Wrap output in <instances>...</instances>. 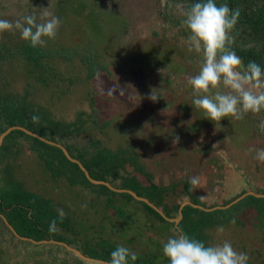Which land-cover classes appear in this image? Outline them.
Here are the masks:
<instances>
[{"label": "rangeland", "instance_id": "rangeland-1", "mask_svg": "<svg viewBox=\"0 0 264 264\" xmlns=\"http://www.w3.org/2000/svg\"><path fill=\"white\" fill-rule=\"evenodd\" d=\"M73 2L78 0L68 3ZM59 3L63 6L61 12ZM66 5L63 0H0V18L14 22L28 15L30 7L36 9V13L49 11L61 17L62 24L54 39H45L54 46L69 45L81 50L87 43L88 27L83 23V17L74 14ZM84 5L98 12L97 20L108 23L102 32L98 31V36L94 35L98 40L95 44L97 59L107 67L106 71H99L90 80L85 74L86 68L81 66L80 55L74 59L75 66L69 72L66 71L69 63L55 58L59 73L48 76L47 85H42L17 63L14 73L10 72L11 66L4 68L12 89L21 91L28 80L32 81L35 92L28 95V99L47 108L54 118L84 120V134L100 140L101 147L107 150H117L114 158L131 157L160 186L170 185L173 176L181 171L182 177L178 178L174 188L183 189L187 184L188 189L182 194L194 197L198 193V201L203 205H208L212 199H228L241 189L258 196L259 191L264 192V187L260 188L264 184V163L253 158L256 148H264V130L260 127L264 111L249 112L242 119L225 117L214 122L191 105L194 93L188 80L198 73L203 57L189 50L188 32L182 25L189 8L181 3L170 4L168 0H84ZM100 36L104 38L100 39ZM49 61L54 62V58ZM139 71L143 74L138 78ZM71 75H74V83L68 85ZM220 90L227 91L223 86ZM151 93L158 96L156 101L150 98ZM83 137L82 142L89 141ZM14 151L15 154L4 162L9 168V176L22 183L28 192L37 190L40 196L49 194L55 213L65 217L68 224L75 227L78 222L85 224V229L80 230L81 235H75L76 240L67 231L60 234L65 239L62 242L69 247L89 253L90 249L86 247L89 244H114L115 239L120 238L130 241L134 247L140 246L138 236L135 238L128 232L130 219H136L133 223L136 227H130L133 234H138L139 227L149 233L158 230L149 225L151 214L139 207L134 213L133 208L130 211L126 208L123 215L114 213L116 215L110 214L108 218L101 217L102 221L82 213L81 206L82 209L94 206L83 186L59 179L57 169L41 164L37 152L30 149L26 141ZM167 157L173 160L170 166L166 164ZM228 162L237 166L240 172H249V177L247 173L239 179L231 177V181L221 177L216 169H224ZM176 167L179 172L174 171ZM48 175L58 180L53 188L43 185ZM193 176L201 178L195 188L190 184ZM245 179L254 182L251 187L246 188ZM248 201L241 200L229 214L224 212L219 216V222L206 225L199 240L206 244L228 240L234 249L249 254V264H264V217H256L254 210H248L250 208L246 206L240 208L249 206ZM233 219L235 223H232ZM3 222L0 216V264H99L82 259L62 242L33 244L17 240L12 231L5 229ZM168 225L167 222L163 224L166 232ZM219 226L224 228L222 233L218 231ZM144 238L153 241L147 233ZM166 240L163 238L158 244L147 240L146 244L141 240L148 251L139 252L138 258L160 263L161 248ZM105 257L110 258L108 254Z\"/></svg>", "mask_w": 264, "mask_h": 264}, {"label": "trees", "instance_id": "trees-1", "mask_svg": "<svg viewBox=\"0 0 264 264\" xmlns=\"http://www.w3.org/2000/svg\"><path fill=\"white\" fill-rule=\"evenodd\" d=\"M69 1L63 0V3L66 2V6L74 11V14L83 17V23L85 26L87 25L86 28L88 27L85 35L87 43L81 50L75 47L72 48L69 45L54 46V43L49 42L45 38L46 43L44 45L33 48L28 42L21 39L19 31H16V33L18 32L17 34L12 33L13 35L10 32L0 33V134L11 126L25 127L47 140L64 146L70 156L81 162L89 172L91 178L103 181V183L90 181L79 164L71 161L64 154L61 147L49 144L23 130H11L4 137L0 145V213L7 218L8 222L19 235L35 240L62 242L65 239L60 234L65 231L71 233L73 240H76L75 235L78 233L81 235L80 230L85 229V224L78 222V227H75L73 224L71 225V223L68 224L65 217L55 213V208L52 206L53 198L50 199L49 194L41 192L43 195L40 196L37 194V190L28 192L22 183L9 176V168L7 165H4V162L11 154H15V148H19L20 144L24 141L28 143L30 149L37 152V158L42 161L41 164L49 166L47 168L50 169H57V177L59 179H68L72 185H81L86 189L90 196L88 200L92 203L94 202V206H86L83 209L81 206V211L86 215H93L96 220L102 221L103 218H108L110 214L114 213L123 215V211L126 208L129 211L133 208L132 213L139 207L147 212L150 211L158 214L147 202L140 201L132 205L131 200L134 197L126 190H133L138 196L145 197L157 207L164 208L166 206L164 205L163 193L170 189L158 185L154 177L144 171L141 165H136L131 157H123L121 159L117 156L114 158L117 150H107L101 147L100 140L84 134V120L80 121L77 119L71 121L63 118H54L51 111L47 108L33 103L32 99H28V95L35 92L32 81H27L28 83L22 89L23 91L21 90L22 92L12 89L9 74L5 73L4 68L9 65L12 67V71L10 72L14 73L17 63L18 65H22L25 71L42 85H47L48 76H56L59 73L55 58L62 59L66 63H69V65L71 64L70 66L67 64L66 71L69 72L75 66L74 59L77 55H80L79 61L82 63L81 66L86 68L85 74L90 80L95 78L99 71H106L107 67L99 63L97 59L95 44L98 40H95L96 37L94 35L98 36V31L102 32L104 26H107L108 23L97 20L98 12L95 13V11L89 10L90 8L88 9L84 5V0H78L77 3H74L75 1L68 3ZM168 1L170 4H184L188 8H190L192 3L196 2V0ZM222 2L224 0H217V3ZM227 3L230 8H238L240 10L238 22L232 32L234 38L231 45L232 49L241 57L245 65L250 60H255L261 66H264V0H227ZM62 7L59 3L58 9L60 12ZM86 9L89 11H86ZM32 13H36V9H31L30 7L29 14ZM58 15L60 14L58 13ZM83 23H79L80 26ZM82 28L84 30V26ZM101 38L103 39L104 36H100ZM49 58H54V62H50ZM73 76L71 75L70 80H67L68 85L74 83ZM34 115L39 117V120L36 122H33L32 119ZM83 136L89 139V141L82 142L83 140L80 139H84ZM132 161V165H135L139 169V172H141L139 177L128 175L126 172V164H130ZM122 171L125 175L121 174ZM51 174H53V171H51ZM119 179L121 181L120 185L117 184ZM44 181L43 185H50L52 188L58 182V180L52 179L51 175H48V178ZM118 188L122 190L119 191ZM262 193L264 194V192ZM244 199L249 200L250 204L254 205L260 218L264 217V196L248 195ZM139 205H142V207ZM128 206L130 207L128 208ZM221 211L204 212L201 209L187 205L182 210L183 218L180 228L190 236L200 239L202 229L204 230L201 226L207 223L205 221L206 217L210 214L218 216ZM197 214H200L199 218H196ZM101 217L103 218L101 219ZM160 218L163 219L161 216ZM53 220L56 222V229L50 231L49 226ZM135 221L136 219H130V224L127 225L128 232L131 235V230L133 229L130 227L131 225L132 227H136L133 225ZM4 227L6 228V225ZM6 229L10 231L9 228ZM104 243L99 246L89 244L86 247L90 249V252L86 253L83 251V254L91 258L107 261L109 258L105 257V255L108 254L110 256L111 251L117 245H123L137 254V260L135 262L130 261V264H153L152 262L149 263L146 259L140 260L138 254L143 249L132 246L130 241L120 238L115 239L114 244ZM163 262L164 260L161 259L158 264H163ZM166 263L168 264V260H166Z\"/></svg>", "mask_w": 264, "mask_h": 264}, {"label": "clouds", "instance_id": "clouds-1", "mask_svg": "<svg viewBox=\"0 0 264 264\" xmlns=\"http://www.w3.org/2000/svg\"><path fill=\"white\" fill-rule=\"evenodd\" d=\"M239 16L240 10L230 8L227 0L222 3L196 0L182 20L188 32L189 50L203 57L198 73L188 80L194 93L191 105L202 110L204 116L214 122L225 117L242 119L249 112L264 111V66L255 60L245 65L231 47L234 39L232 32ZM61 24V17L45 10L14 22L0 18V33L19 31L21 39L36 48L46 43L45 37L54 39ZM221 86L227 91L220 90ZM213 89L217 90L213 92ZM150 98L156 101L158 96L151 93ZM32 119L36 122L39 117L34 115ZM260 127L264 130V121L260 122ZM176 139L178 141L179 137ZM253 158L264 163V148H256ZM200 182L199 176L190 179L194 188ZM232 223H235L234 219ZM49 228L50 231L56 229L54 220ZM173 231L175 235L169 236L162 246L168 264H249V254L237 251L228 240L220 244H206L182 228L177 227ZM218 231L222 233L223 226H219ZM136 260V253L117 245L106 264H130V261Z\"/></svg>", "mask_w": 264, "mask_h": 264}, {"label": "crops", "instance_id": "crops-1", "mask_svg": "<svg viewBox=\"0 0 264 264\" xmlns=\"http://www.w3.org/2000/svg\"><path fill=\"white\" fill-rule=\"evenodd\" d=\"M142 74H143L142 71H139L137 73V77L139 78L140 75H142ZM172 161L173 160L169 159V161H167V162L165 161V162H166V164L168 166H170L172 164ZM228 163H229L228 165L224 166V169H222V168L216 169V170H219V175L221 177H226V178H228L229 181H231V177L233 179H235V178L239 179L241 177H244L246 173L248 174V177H249V172H247V171H245V173L242 172V171L240 172V171H238V167L237 166H235L233 163H230V162H228ZM128 164H126V165H128ZM125 168H126V172L128 173V175H131V176H134V177H139L140 176L139 169H137L135 165L131 164L130 166L125 167ZM177 169H178V167L174 168V171L175 170L178 171ZM181 173L182 172L180 171L179 174L176 173V175L173 176V178L170 180V182H171L170 185L165 184V187H167L168 189L170 188V189L163 193L164 205L166 206L164 208L157 207L154 203L150 202L147 198L142 197V196H138L136 194V192H134L133 190H126L134 197L131 200L132 203L133 202L136 203V202H140V201L141 202L142 201L146 202L145 200L142 199V198H145L147 200V203L155 211L158 212V214H155L153 212L148 211L151 214V216H152V221L149 220L150 221L149 225L152 226L154 229L157 228L158 230L156 232L149 233L144 228L140 227V230H138V234H133L132 233V235L135 236V238L138 236L137 238L140 241L139 242L140 246L136 245L135 247L136 248L137 247L142 248L143 249L142 253H144V251L145 252L148 251L147 247H144V244L141 243V240H143V242L147 244L146 240L148 241V239L144 238V234L147 233V236L150 237L153 240V241H148L149 243H152V244H158V242L161 241V239L164 238L166 240L169 236L175 235V232L173 231V229H175L177 227L180 228L181 221H182V218H183L182 210L187 205L195 207V208H198V209H201L204 212H210V213H212V211H214V210L215 211L216 210H222L221 213L218 216L215 215V214H210V215H208L206 217L207 219L205 221H207V223H204L201 226V227H203L205 229L206 228L205 225L219 222L217 218L219 216L221 217L224 214V212H228V214H229L232 211V209L235 208L236 204H238L246 196H248V195H254V196H257V197L264 196V194L262 193L263 190L259 191L260 195L258 196V195H255V194L251 193L247 189L246 190L241 189L240 192H237V193L235 192L236 194L230 196L228 199H223L222 201L217 200V199H212V200H210L208 202V205H203V203H199V201H198V198H197L198 193L194 197H192L191 195H189L187 193L186 194H182L183 190L186 189V191H187V189H188L187 184L185 185V188H183V189H179L178 188V190H177L176 188H174V186L176 187V185H177V183H178V181L180 179L179 177H182L183 173L182 174ZM121 174L125 175L123 173V171L121 172ZM247 180H248V182L245 179L246 188H249V187H251L250 184H252L254 182L253 181L251 182L249 179H247ZM117 184H119V185L121 184L120 179L118 180ZM143 184H144V182H143ZM257 185H258V183H257ZM263 187H264V184H261L260 188L263 189ZM118 190L121 191L122 189L118 188ZM138 204H141V203H138ZM139 206L142 207V205H139ZM245 206L247 207V209L250 208L248 210L253 209L254 212H255L256 217L260 218L257 210H255V208H254V205H252V204H250L249 206L248 205H243L240 208L243 209ZM243 211H245V210H243ZM145 212L148 213L147 211H145ZM236 213H237V211H236ZM159 215L161 217H163V219L160 218ZM199 217H200V214H197L196 218H199ZM165 222L169 223V225L167 227V228H169V231H167V232L164 231V229H163V224ZM260 222H261V220H260ZM4 224L6 225L5 222H4ZM260 227H261V224H260ZM6 228H9V227L6 226ZM10 232H11V230H10ZM11 233L13 235H15L13 232H11ZM134 233H137V231H134ZM141 236H143V238ZM15 238L17 240H25L26 242L33 243V244L45 243L47 241L48 242H54L53 240H36V241H40V242H35V241L30 240V239H23V238H19L17 236H15ZM31 239H33V238H31ZM33 240H35V239H33ZM161 244H162V242H161ZM161 250H162V248H161ZM161 258H162V260H164L163 264H167L166 263L167 258L163 254L161 255ZM97 260H99L100 262H98V261H94V262L99 263V264H106V261H103L101 259H97Z\"/></svg>", "mask_w": 264, "mask_h": 264}, {"label": "water", "instance_id": "water-1", "mask_svg": "<svg viewBox=\"0 0 264 264\" xmlns=\"http://www.w3.org/2000/svg\"><path fill=\"white\" fill-rule=\"evenodd\" d=\"M13 129H20V130H23L24 132L30 134V135H33L35 137H38L39 139L49 143V144H52V145H57L59 147H61V149L63 150L64 154L73 162H76L79 164L80 168L84 171L85 175L90 179V181L92 182H102L103 181H98V180H94L93 178H91V176L89 175V172L86 170V168L81 164L80 161H78L77 159L73 158L72 156H70L68 150L62 146L61 144H58V143H55L53 141H50V140H47L46 138L44 137H41L40 135L28 130L27 128L25 127H22V126H11L9 127L7 130H5L3 133L0 134V145L4 139V137ZM143 200H145L147 202V200L145 198H142ZM239 200V199H238ZM0 216L2 217L3 221L6 223V225L9 227V229L15 234V236L19 237V238H23V239H30L32 241H35V242H40V241H36V240H33L31 238H28V237H25V236H21L19 235L16 230L13 228V226L8 222L7 218L2 214L0 213ZM54 241V240H53ZM61 243V242H60ZM63 243V242H62ZM64 244V243H63ZM66 245L67 248L71 249L72 251H74L78 256H80L82 259H85L87 261H98L100 262L99 260L97 259H94V258H91V257H88V256H85L83 253H81L79 250L75 249V248H72V247H69L66 243L64 244Z\"/></svg>", "mask_w": 264, "mask_h": 264}]
</instances>
